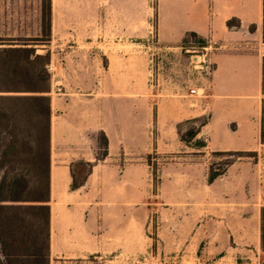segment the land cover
Wrapping results in <instances>:
<instances>
[{
  "label": "rangeland",
  "instance_id": "1",
  "mask_svg": "<svg viewBox=\"0 0 264 264\" xmlns=\"http://www.w3.org/2000/svg\"><path fill=\"white\" fill-rule=\"evenodd\" d=\"M51 1L48 22L43 19V0H0V48L31 47L49 54L47 68L53 61L64 66L61 73L48 69L50 77L44 83L49 90L53 85L70 90L80 72L92 70L88 64L82 68V62L99 60L112 138V153L102 160L106 263L264 264V147L230 156L185 151L170 122L174 112L177 118L185 115V107L205 110L208 116L212 95L200 98L189 91L194 85L212 84V55L218 44L207 43L212 45L208 73L193 61L205 50L190 32L185 37L190 45H184L185 39L169 45L160 38V0ZM249 43L257 52L264 50V26L260 38ZM236 46L242 50L247 42ZM79 50L99 56L82 57ZM94 66L97 71V63ZM8 94L26 93L0 91V97ZM5 101L0 98V104ZM19 103L16 106L22 107ZM34 118H18L20 130L32 134L34 147L30 162L18 170L23 169L35 186L40 166L50 178L58 153L52 140V107L48 164L37 156L47 117ZM192 125L181 123L177 130ZM6 134L0 125V136ZM3 145L0 139V155ZM227 159L232 160L227 168L245 163L230 180L209 184L210 164ZM198 161L207 164L203 167ZM6 170L10 171L8 163L0 177Z\"/></svg>",
  "mask_w": 264,
  "mask_h": 264
},
{
  "label": "crops",
  "instance_id": "2",
  "mask_svg": "<svg viewBox=\"0 0 264 264\" xmlns=\"http://www.w3.org/2000/svg\"><path fill=\"white\" fill-rule=\"evenodd\" d=\"M159 15L160 38L169 45L183 41L189 32L218 44L212 55L215 70L210 112L197 134L206 145L198 147L185 142L179 138L177 130L179 122L202 116L205 110L185 107V115L177 118L174 112L170 118L173 132L184 143L185 151L209 155L215 151L263 149L264 50L257 52L249 42L262 35L264 0H160ZM231 18L239 20L240 25L229 27L227 21ZM243 42H247L246 48L238 49L236 45ZM232 46L236 48H227ZM76 53L82 57L99 56L93 50ZM52 64L55 71L61 73L64 66L55 61ZM86 64L88 69L92 67L91 72H80L79 80L73 82L70 90L53 85L47 92L53 109V146L58 153L49 178L50 264H107L106 208L101 204L105 201L102 160L112 153V138L107 130L99 60L83 61L81 67ZM100 131H104L109 140L108 155L104 159L97 158ZM79 159L91 161L93 166L85 182L73 189L71 164ZM198 162L196 164L203 167L207 164ZM243 163H232L213 182H207L230 180L233 171Z\"/></svg>",
  "mask_w": 264,
  "mask_h": 264
},
{
  "label": "trees",
  "instance_id": "3",
  "mask_svg": "<svg viewBox=\"0 0 264 264\" xmlns=\"http://www.w3.org/2000/svg\"><path fill=\"white\" fill-rule=\"evenodd\" d=\"M51 7V0H43V19H47L48 22L51 20ZM227 24L229 27L239 26L240 22L236 18H231ZM191 35L197 38L196 45H207L208 41L198 36L196 32H191ZM186 39L184 45H190L191 43ZM48 61L49 54L36 53L31 47L0 48V82L3 83L0 84V91L26 93L0 97L6 100L0 104V125L5 127L8 134L0 136L4 144L0 155V169L6 167L7 163L10 165V171L6 170L0 177V264H50L49 172L42 170L40 166L39 183L34 186L27 173L23 169L18 170L21 164L29 163L30 155L34 154V147L31 144L33 136L27 130H20L22 126L18 123L20 117L30 118L29 120L35 117L34 120H36V117L46 115L47 125L43 135H40V149L37 156L40 163L46 161L48 164L49 161L46 153L50 136L51 97L47 93L49 87L44 83L50 77L46 66ZM17 101L20 105L22 104V107L16 106ZM207 120L208 116L202 115L179 122L178 125L186 122L193 123L183 132L178 129L180 138L198 147L206 145V141L197 138V134ZM262 136L264 138V126ZM98 142L100 148L97 158L104 159L108 155L109 143L104 131L98 133ZM244 153L246 152H214L215 155L220 156ZM229 159L210 164L207 174L209 183L225 172L227 165L232 162ZM92 166L91 161L83 159L72 162L71 188L76 189L85 182ZM42 173L45 174L44 178Z\"/></svg>",
  "mask_w": 264,
  "mask_h": 264
},
{
  "label": "built area",
  "instance_id": "4",
  "mask_svg": "<svg viewBox=\"0 0 264 264\" xmlns=\"http://www.w3.org/2000/svg\"><path fill=\"white\" fill-rule=\"evenodd\" d=\"M204 48V52L202 54H196L193 61L195 64H199L202 66L203 69H205L208 73H211V64L212 60L209 56V50L212 48V45H205L202 46ZM53 64L51 63L48 66L49 70H53ZM189 94L191 96L200 97V98H207L212 95V86L211 84H207V87L200 86V85H194L190 88Z\"/></svg>",
  "mask_w": 264,
  "mask_h": 264
}]
</instances>
